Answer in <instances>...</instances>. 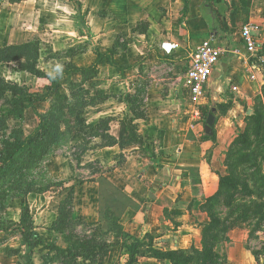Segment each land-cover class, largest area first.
Segmentation results:
<instances>
[{"label":"rangeland","instance_id":"1","mask_svg":"<svg viewBox=\"0 0 264 264\" xmlns=\"http://www.w3.org/2000/svg\"><path fill=\"white\" fill-rule=\"evenodd\" d=\"M113 14L104 15L101 20L93 16L85 20V23H89V26L86 23L90 36L88 40L75 19V12L65 0H15V4L0 2V48L31 41L39 44L34 61L39 77L17 70L18 63L0 64V166H3L0 169V264H42V257L49 254L42 246L26 247L20 233L12 227L19 222L24 209L28 211L33 231L44 246L65 247L60 235L52 229V224L57 217L59 202L67 195L71 199L73 219L77 222L74 234L92 236L95 233L99 242L111 244L106 256L99 258L96 264L182 262L179 255L170 254L172 250L169 245H173L174 240L158 242L150 235L139 239L129 238L118 223L122 211L130 204L124 190L129 182L125 179L126 174L135 169L138 175L143 160H129L126 157L130 156L120 153L113 156L116 162L112 166V156L95 155L104 150L82 155L84 149L100 144L99 139H93V129L100 120L109 121V132L119 139L136 133L132 112L137 115L146 112L148 89L160 86L161 92L168 95L167 91L172 88L175 89L173 97L177 96L178 100L183 98L180 94L184 88L181 77L177 76L179 79L176 80L164 63L143 60L140 54L145 53L144 39L132 35L129 29L122 31L118 25H114V21L120 18L113 17ZM233 16L234 13L231 14ZM167 20L170 21V18ZM147 27V23H141L136 32L145 33ZM112 44L124 53H120L117 60L125 68L135 67L124 76L120 77L118 71L106 64L99 66L95 77L90 74L61 75L69 66H90L95 60L93 49L103 51ZM19 61H22L20 57ZM180 75L183 76L184 72ZM48 78L57 79V85L52 86ZM48 88H52L50 97L44 102L33 103L42 115V123L34 135L37 119L27 108L26 100L46 97ZM230 92L225 98H234L233 91ZM231 105V101L217 103L216 111L202 107L199 110L200 118L204 123L209 113L221 117ZM242 105V109L232 115L236 127L235 148L233 153L224 152L222 162L225 169L223 177H229L231 181L224 183L222 188L225 192L239 191L243 186L254 188L259 193L258 197L243 199L252 207L264 203V179L259 181V177L264 178V149L259 153L254 148L255 140L264 141V122L255 135L258 129L250 118L264 108V83L260 94ZM9 110L15 113L11 117L6 115ZM125 128H128L127 132ZM85 141L90 143L86 144ZM23 144L24 149L7 161L8 154ZM158 145L153 143L150 148L147 141L142 140L139 145L125 146L122 151L127 154L131 148L137 147L135 152L141 158H156L154 148ZM159 152L162 157L168 154ZM233 156L243 157L236 161ZM253 156H259L257 161ZM116 167L119 169L118 176L108 174ZM238 175L241 176L240 180H237ZM43 189L47 191L38 193ZM11 196L15 199H11ZM221 208L216 207L215 210L223 217ZM255 220L249 215L245 223H254ZM241 228L246 229L248 234L247 248L256 257L262 258L264 264V226L260 234H252L251 237V227ZM222 237H218V252L223 246ZM128 246L134 248L131 256L127 252ZM193 247L181 251L190 255ZM48 264L58 263L53 261Z\"/></svg>","mask_w":264,"mask_h":264},{"label":"crops","instance_id":"2","mask_svg":"<svg viewBox=\"0 0 264 264\" xmlns=\"http://www.w3.org/2000/svg\"><path fill=\"white\" fill-rule=\"evenodd\" d=\"M5 1L15 4L10 2L11 0H0ZM23 1L25 0H19ZM76 1L81 4L86 21L89 16L101 20L104 15L111 16L112 12L115 13L113 17L120 19L115 20L114 25H118L122 31L129 29V33L144 39L145 53L140 54L143 60L151 59L168 65L176 80L180 76L184 81V75L180 74L185 73L186 57L203 42L211 39L215 46L230 49L228 56L221 59L214 68L205 86L204 99L198 107L189 103L184 85L180 93L183 98L180 100L172 95L175 89H169L168 95L161 92L160 86L148 89L145 118L135 121V125L138 136L147 141L150 148L153 143L159 144L154 148L156 158H141L138 152H135L137 147L131 148L126 154V151H122L117 145L99 147L96 144L82 153L84 155L87 152L104 150L105 152L95 155L112 156L110 165L116 162L113 156L120 153L130 156L126 157L129 160H143L144 164L138 170V175L135 169L126 174L125 179L129 182L124 190L130 204L124 208L118 222L131 238L139 239L150 235L158 242L164 239L174 240V244L169 245L172 251L188 250L193 246L194 249L201 250L202 231L209 222L205 205L218 191L219 177L223 176L225 171L222 165L223 154L235 138L236 127L232 115L242 109L245 101L248 103L260 94L264 83V69L254 72L255 80L250 79L248 65L241 58L244 51L240 36L241 26L256 27L260 55L264 60V0H221L219 3L189 0L183 22L180 20L185 0ZM69 5L72 8L70 3ZM167 18H170V21ZM86 23L89 26V23ZM140 23H147L145 33L134 31ZM120 37H123L122 34ZM163 46L167 50L172 47L169 54L163 51ZM112 47L116 46L112 44L103 51L98 50L105 52ZM116 50L115 61L124 67L117 60L123 51L118 48ZM157 57L161 60H157ZM168 60H173V63H168ZM119 76L122 77L120 72ZM124 83L126 84L125 81ZM230 90L233 91V99L225 98L227 93H231ZM228 101H231L232 105L225 115L218 117L214 113L208 114L214 117V123L210 134L207 133L208 115L203 123L200 108L208 107L216 111L217 103ZM108 134L119 140L115 134ZM159 151L168 154L162 157L158 154ZM118 172L116 167L108 174L115 177ZM227 238L228 241L223 243L219 251L222 256L220 264H263L262 258L256 257L252 250L247 248L248 234L244 229L229 231Z\"/></svg>","mask_w":264,"mask_h":264},{"label":"trees","instance_id":"3","mask_svg":"<svg viewBox=\"0 0 264 264\" xmlns=\"http://www.w3.org/2000/svg\"><path fill=\"white\" fill-rule=\"evenodd\" d=\"M67 1L72 5V8L75 12V19L77 20L80 28L83 29V31L86 33L85 36L89 40L90 36L88 34V27L85 23V15L82 12L81 4L76 0ZM188 1L189 0H185L184 2L183 13L180 20L182 22L184 21L185 15L187 13ZM10 2L14 3L15 0H11ZM206 2L219 3L220 0H206ZM140 25L141 23L138 24L134 31H139ZM38 47L39 44L37 42L31 41L20 45L0 48V64L18 63L17 70L27 72L33 76L35 75L36 77H39V74H37L35 70L36 65H34V61L36 60L37 53L39 51ZM116 49V47H112L105 52H100L98 49H93L95 60L90 66H69L68 69L61 75L68 76L72 74H79L84 76L86 74H90L91 77H95L98 73L99 66L102 64H106L109 67L114 68L115 70L120 72L122 76H124L126 72L133 70L135 67L129 66L125 68L120 66L114 58L117 53ZM19 57L22 59V61H19ZM157 60H161V58L157 57ZM168 63H173V60H168ZM48 80L52 82V86L57 85V79L52 80L48 78ZM51 93L52 88H48L46 97L29 98L28 100H26L27 108L32 110V113L37 119V127L33 132L34 135L37 134L38 129L42 123V115L37 111L33 103L46 101V99L50 97ZM128 103H131V100H128ZM132 113L134 121L145 118V113H143V115L134 114L135 112ZM14 114V111H6V115L8 117L13 116ZM250 118L254 121L255 127L258 129V131L255 132L256 135L259 133L260 127L264 122V108L261 109L260 112L254 113L252 116H250ZM125 119H127V116H125ZM93 130L95 132V134L93 135V139H99L101 141L99 147H112L117 145L121 150H123L125 146L131 147L136 144L139 145L142 142V138H140L137 134V129L136 133L132 132L130 135L126 137L124 136L119 140H116L115 138L109 136V121L107 120H100ZM127 130L128 128H125L126 132ZM255 141L256 144L254 145V148H256L259 153L263 152L264 141L259 139ZM235 142L236 139H234L233 143L228 148V152L230 151L233 153ZM85 143L89 144L90 142L85 141ZM24 147V144L16 146L8 154L6 160L11 161L13 159V156L21 152ZM88 149H84V152H86ZM234 153L237 154L238 151ZM233 157H236L237 161L240 160L239 157L243 156ZM253 157H255V161H257V159L259 158V156ZM1 167L3 166H0V169ZM240 179L241 176L238 175L237 180ZM263 179V177H259V181ZM230 181L231 180L229 177L220 176L217 193L207 200L206 208H208V210L206 212L209 216V222L204 226L202 231L201 250H196L193 248L192 254L190 255H187V253L181 250L170 252L171 255L180 256V259L182 261L181 264H220L222 261V256L218 252V237L220 235H223L222 242L226 243L228 241L227 233L233 229H243L241 228L242 226L248 228L251 227V231L249 234V237H251L252 234L254 235L260 232L263 228L264 203L257 206L256 204H254L255 206L250 207L247 202L243 200L244 197H258L259 193L257 194L254 188L250 189L249 186H243L242 190L239 191L225 192L222 188V185ZM40 191L38 193H43L47 190L43 189ZM10 198L15 199L14 196H11ZM70 200V196L67 195V198L59 202L57 217L52 224V229L56 234L60 235L63 243L65 244V247H58L56 245L44 246L37 233L33 231V223L26 209L22 210L19 222L12 226L20 233L21 241L26 247L37 248L42 246L44 250L48 251L49 254L42 257V264H48L53 261H56L58 264H96L99 258L106 256V254L108 253L107 250L111 247V244L99 242L95 237L97 236L95 233L92 236L80 235L76 233L74 234V232L76 231L77 222L73 219V208L72 204H70ZM216 207H222L221 211H223V217H221L220 212L218 213L215 210ZM249 215L253 216V218L256 219L254 223H245ZM125 236L130 238V236L126 233ZM127 249L128 254L131 256L132 252H134V248L132 246H128ZM173 264L179 263L173 262Z\"/></svg>","mask_w":264,"mask_h":264},{"label":"built area","instance_id":"4","mask_svg":"<svg viewBox=\"0 0 264 264\" xmlns=\"http://www.w3.org/2000/svg\"><path fill=\"white\" fill-rule=\"evenodd\" d=\"M256 27L244 25L240 30L243 46L241 58L246 62L250 71V79L253 81L254 72H261L264 69V60L260 55L256 37ZM166 54L168 50L162 47ZM230 49L215 46L211 39L203 42L198 48L191 51L185 60L184 86L187 90L189 103L198 107L204 99L205 86L212 75L214 68L218 65ZM234 52V51H233Z\"/></svg>","mask_w":264,"mask_h":264},{"label":"water","instance_id":"5","mask_svg":"<svg viewBox=\"0 0 264 264\" xmlns=\"http://www.w3.org/2000/svg\"><path fill=\"white\" fill-rule=\"evenodd\" d=\"M213 123H214V117L210 114L208 115L207 120H206V132L209 134L211 131V127L213 126Z\"/></svg>","mask_w":264,"mask_h":264}]
</instances>
